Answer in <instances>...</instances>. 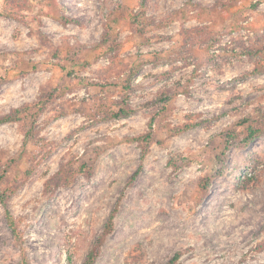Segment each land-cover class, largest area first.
<instances>
[{
    "label": "rangeland",
    "instance_id": "1",
    "mask_svg": "<svg viewBox=\"0 0 264 264\" xmlns=\"http://www.w3.org/2000/svg\"><path fill=\"white\" fill-rule=\"evenodd\" d=\"M44 98L0 125L30 264H264V0H0V116Z\"/></svg>",
    "mask_w": 264,
    "mask_h": 264
},
{
    "label": "trees",
    "instance_id": "2",
    "mask_svg": "<svg viewBox=\"0 0 264 264\" xmlns=\"http://www.w3.org/2000/svg\"><path fill=\"white\" fill-rule=\"evenodd\" d=\"M217 42V41H216ZM214 42V43H216ZM166 97V96H165ZM163 98V100H161V102L163 104L168 102V98ZM49 99V98H48ZM47 98L42 99L40 102H38L37 104H35V106L31 107L29 105H26L22 108L19 109H15L13 111H11L10 113L6 114V115H2L0 116V125L6 124V123H15V122H20L21 120H23L28 114L34 116L35 114H39L40 113V109H42L46 103L48 102ZM160 101V100H159ZM164 109V108H161ZM30 111V112H29ZM35 113V114H34ZM130 113H132L131 108L127 107V108H119V110L117 112H112L111 114H109V116H106L107 119H119L121 117H126L128 116ZM248 120L247 119H243L242 123H246ZM154 122V118H151L150 122H149V127L152 126V123ZM202 123L198 124L201 125ZM196 125V124H195ZM195 125L189 124L184 126V128H180L178 130H176V133H181L184 129H190L195 127ZM263 132L262 127H255V126H248L245 128V137L243 139L244 143H249L250 141H252L255 137L261 135ZM229 139L233 140L234 137L231 135H228ZM151 139V134L147 133L145 135L142 136H138L135 138H131L130 141H144L145 144V150L142 153V157L145 156V154L147 153V146H148V142ZM229 147V143L227 141L226 146L224 148V150L222 151L221 156H224L225 151L228 149ZM218 160H220V157H218ZM84 168L83 167H79L77 170H75L74 172H72L71 174L65 175V176H60L57 177L56 180V186L58 185H63L66 187H69L72 185L73 181H74V177L76 175H82L84 174ZM2 180V176H0V183ZM49 182H47V186ZM0 205L3 207L4 209V213H5V220L6 223L8 225V228L11 230V233L14 237L15 240V244L20 248V253H21V260L19 264H30V262L28 261L25 252L23 250V248L20 246V233L18 231V226H17V222L14 219V217L12 216V214L9 211V207L8 204L6 202V198L5 195L1 192L0 190ZM114 214H111L107 226L105 227V229L109 230L110 226L112 224V220H113ZM98 253L96 252V250L93 248L92 250L89 251V253L86 255L83 264H92L93 261L95 260V258L97 257ZM178 255H175L174 257L171 258V260L167 263V264H174V262L176 261Z\"/></svg>",
    "mask_w": 264,
    "mask_h": 264
}]
</instances>
